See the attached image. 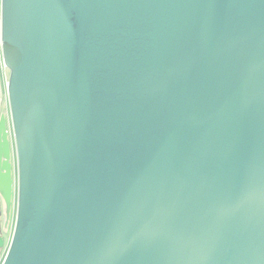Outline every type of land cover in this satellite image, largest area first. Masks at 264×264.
<instances>
[{
    "label": "water",
    "instance_id": "water-1",
    "mask_svg": "<svg viewBox=\"0 0 264 264\" xmlns=\"http://www.w3.org/2000/svg\"><path fill=\"white\" fill-rule=\"evenodd\" d=\"M0 48L2 264H264V0H0Z\"/></svg>",
    "mask_w": 264,
    "mask_h": 264
},
{
    "label": "crops",
    "instance_id": "crops-1",
    "mask_svg": "<svg viewBox=\"0 0 264 264\" xmlns=\"http://www.w3.org/2000/svg\"><path fill=\"white\" fill-rule=\"evenodd\" d=\"M8 76L9 72L6 67L3 65V59H2V51L0 48V119L4 118L6 119L7 127H8V133H9V139H10V146L13 156L15 152L14 148V141H13V135H12V129H11V120H10V107H9V101H8V95H7V82H8ZM14 180L16 181V167L14 163ZM16 182H14L15 184ZM16 185L14 186V194L13 199L14 203L16 200ZM14 211V210H12ZM13 215V213H12ZM11 219V217H10ZM7 223V218L5 215V205L0 197V232L2 235H5V246L4 248L0 247V263L3 261L7 248H8V241H9V235H8V228H4V226ZM12 223V220H11ZM10 223V224H11Z\"/></svg>",
    "mask_w": 264,
    "mask_h": 264
},
{
    "label": "built area",
    "instance_id": "built-area-1",
    "mask_svg": "<svg viewBox=\"0 0 264 264\" xmlns=\"http://www.w3.org/2000/svg\"><path fill=\"white\" fill-rule=\"evenodd\" d=\"M3 65H4V63H3ZM4 67H5V66H4ZM13 210H14V211H12L13 215L11 214V219H9V220L7 221V224L10 225V227H9V231H8V235H9L8 245H9V242H10L11 237H12V230H13V225H14V222H15V203H14V206H13ZM11 220H12V223H11ZM10 223H11V224H10ZM3 260H4V259H3ZM2 263H3V261H2L0 264H2Z\"/></svg>",
    "mask_w": 264,
    "mask_h": 264
}]
</instances>
